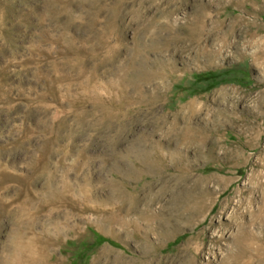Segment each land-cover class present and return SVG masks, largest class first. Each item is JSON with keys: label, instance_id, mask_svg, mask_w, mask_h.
<instances>
[{"label": "rangeland", "instance_id": "1", "mask_svg": "<svg viewBox=\"0 0 264 264\" xmlns=\"http://www.w3.org/2000/svg\"><path fill=\"white\" fill-rule=\"evenodd\" d=\"M28 223L63 264H264V0H0V264Z\"/></svg>", "mask_w": 264, "mask_h": 264}, {"label": "bare ground", "instance_id": "2", "mask_svg": "<svg viewBox=\"0 0 264 264\" xmlns=\"http://www.w3.org/2000/svg\"><path fill=\"white\" fill-rule=\"evenodd\" d=\"M202 50L204 51V46H203ZM151 75L153 77H157V78H165V75H167V73L159 71V72H155L154 75L153 74H151ZM219 91H220V89H219ZM173 116L177 118L176 115H173ZM184 119H185V121H189L190 117L185 116ZM165 132H166V130H165ZM187 133H189V134H187V137L185 138V140L188 143L197 142L196 140L199 137L198 136L199 135V130L198 129H196V128L190 129L189 128ZM69 197H70V195H69ZM50 201L52 203H55V202L59 201V198L58 197H53ZM51 209H52V207H51ZM52 211L54 213H56L54 208H53ZM73 217L75 218L76 216H73ZM64 219H67V217H64ZM67 221H69V219H67ZM26 227L29 230V234L26 235V236H18L17 241L19 242V245H17V252H16L14 257H10L9 264H63L62 258L53 259L52 257L47 256V252L55 245L56 242L59 241V238H60L61 234L63 233V228L61 226L57 225L53 231L44 230L41 233H35V232H32V227H33L32 223H28ZM70 232H71L70 234H72V235L77 234L78 230H77L76 226L73 225V228L70 230ZM109 257L116 258V257H123V256H121L118 252H116V251H114V250H112V249H110L108 247H101L99 252L97 253V255H95V257L92 259L91 264H102V263L106 262V260H108L107 258H109Z\"/></svg>", "mask_w": 264, "mask_h": 264}]
</instances>
